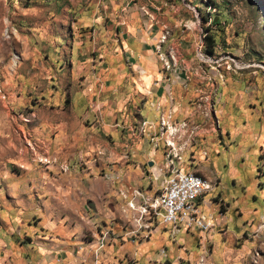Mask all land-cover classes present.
Instances as JSON below:
<instances>
[{"label": "rangeland", "instance_id": "rangeland-1", "mask_svg": "<svg viewBox=\"0 0 264 264\" xmlns=\"http://www.w3.org/2000/svg\"><path fill=\"white\" fill-rule=\"evenodd\" d=\"M17 1L0 0V238L7 239L0 242V264L11 244L26 246L31 264L40 257L60 262L64 252L78 253L82 264H264V0H137L140 25L155 28L162 75L184 78L183 119L191 123L183 141L196 148L180 171L188 167L211 182L199 207L213 224L203 235L160 230L144 243L143 257L134 245L148 240L142 225L150 223L140 224L147 234L128 236L139 232L131 219L139 214L127 208L130 191L121 189V179L99 167L96 152L74 155L66 143L53 154L50 146L56 103L42 96L51 86L68 92V84L51 80L43 56L52 52L51 31L72 26L73 18H34L26 0ZM46 9L38 6L37 14ZM211 34L208 55L204 36ZM166 57L163 69L158 58Z\"/></svg>", "mask_w": 264, "mask_h": 264}, {"label": "crops", "instance_id": "crops-1", "mask_svg": "<svg viewBox=\"0 0 264 264\" xmlns=\"http://www.w3.org/2000/svg\"><path fill=\"white\" fill-rule=\"evenodd\" d=\"M8 1L14 4L18 2ZM25 3H28L26 13H33L34 18L62 22L73 18L72 26L64 28L60 25L51 31L52 52L50 56H43L49 65L51 80L68 84V92L62 87L51 86V92L42 96L45 101L56 103L52 115L56 116L58 123L50 131L53 154L66 143L71 146L70 151L74 155L77 151L91 150L97 153L93 157L99 167L119 177L121 189L130 191V195L136 189L147 194L156 191V184L150 183L148 176L161 160L165 164L168 162L162 143L158 142L154 149L149 136L156 134L160 113L172 112L176 121L185 117L186 90L184 78L162 75L155 56L157 34L155 28L140 25L141 12L135 6L138 1L93 0L85 2V6L80 5L81 0H26ZM41 5L48 9L40 12V15L36 8ZM59 41L61 46L57 44ZM31 57H34V53H31ZM33 62L40 64L46 73L39 59ZM29 77L28 83H31V77L36 76ZM215 90L217 92L218 88ZM56 95L59 96L57 100ZM35 134L46 136L43 129L36 130ZM99 137L103 139L98 140ZM195 148L192 145L187 149L180 165L188 160ZM180 165L174 167L180 171ZM93 191L89 188L87 193L94 200ZM203 199L202 196L200 204ZM209 204L205 203L207 207H210ZM160 224V229L152 225L150 232L146 233L147 241L134 245L139 257L147 253L148 247H143L144 243H148L154 233L168 228V225ZM179 232L193 235L190 232L194 231ZM215 235H211L212 240ZM4 240L7 239L0 238V242ZM26 249V246L8 245L2 252L4 264H31ZM76 255L64 252L60 254V262L52 257L39 259L40 264H82L78 253ZM157 260L162 259L158 257Z\"/></svg>", "mask_w": 264, "mask_h": 264}, {"label": "built area", "instance_id": "built-area-1", "mask_svg": "<svg viewBox=\"0 0 264 264\" xmlns=\"http://www.w3.org/2000/svg\"><path fill=\"white\" fill-rule=\"evenodd\" d=\"M158 47L159 44L156 47L157 51ZM159 61L163 66V64H167V57L166 60ZM175 78H180V76H174ZM188 126L189 121L185 119L174 120L172 112L168 111L158 115L156 137L149 138H162L163 140V135H171L182 145V152L179 156H175V164H164L161 160V163L148 176L149 182L156 184V195H151V202L157 206L166 207V215H148L147 218H140L131 214V219L139 220V232L130 230L129 237H135L140 231L146 233V230L140 229V221H147L150 225L154 222L168 223V231L172 236L179 231H197L203 235L212 229L211 216L204 213L199 207L200 199L209 192L206 190L207 179H203V176L199 174H192L188 167H182L179 177H170L171 168L174 165H180V159L187 152V149L184 148V141H182V134H184V128ZM129 202H132L135 207L142 206L132 192ZM189 210H196V217H189ZM103 238L105 235L100 237V241H103ZM161 254L164 255L163 251Z\"/></svg>", "mask_w": 264, "mask_h": 264}, {"label": "bare ground", "instance_id": "bare-ground-1", "mask_svg": "<svg viewBox=\"0 0 264 264\" xmlns=\"http://www.w3.org/2000/svg\"><path fill=\"white\" fill-rule=\"evenodd\" d=\"M158 51H159V47H158ZM15 62L16 61L14 60L13 65L16 64ZM163 69H164V64H163ZM190 123H189V126H190ZM185 130H186V127L184 128V133H185ZM155 137H156V134H155ZM164 137H165V139H164ZM160 139L162 140V138H151L150 144L152 146H154L155 148H157L158 142L160 141ZM182 141H183V134H182ZM163 143H164V147L167 148V150H168V154L164 153L168 164H175V156H179L180 152H182V146L181 147H179V145L177 146V144L179 142L174 137H171V135H163ZM186 147L187 146H186L185 141H184V148L186 149ZM182 159H180V160H182ZM174 166L170 170V177H179L182 172L177 170ZM191 173L197 174V173L192 172V171H191ZM203 179H206V178L203 177ZM211 186H212L211 182L209 180H207L206 190L210 191ZM142 191L137 190V189L133 190V192L131 191L134 194V196L138 198V200L140 201L142 206L135 207L134 204L132 202H129V200L127 199V201H126L127 208L129 210L136 211L139 214L140 218L148 217V215H166V207H160V206L155 205L153 202H151V195H156V191H153L151 194H147V193H144ZM189 217H196V210H189ZM136 222H137V224H139L138 219L136 220ZM140 224L142 225L143 222L140 221ZM162 224L168 225V223H162ZM142 226H144L147 231L151 230V226L149 224H145Z\"/></svg>", "mask_w": 264, "mask_h": 264}, {"label": "trees", "instance_id": "trees-1", "mask_svg": "<svg viewBox=\"0 0 264 264\" xmlns=\"http://www.w3.org/2000/svg\"><path fill=\"white\" fill-rule=\"evenodd\" d=\"M207 1H208V3H211L212 5H214V3H213L211 0H207ZM213 7H214V6H213ZM218 19H219V18H218ZM205 20H206V18H205ZM212 22L214 23L213 25L219 27L220 22H218V20H215V21H212ZM223 22H225V20H224ZM218 29H219V30H217V31H221L220 28H218ZM204 37H205L206 41L208 42V44L204 47V50H203V51H204L206 54H208V55H212V54H213V51H214L215 40H214L212 34L209 35V36H204Z\"/></svg>", "mask_w": 264, "mask_h": 264}]
</instances>
